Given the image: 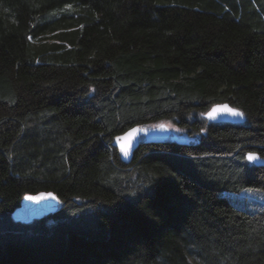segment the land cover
I'll use <instances>...</instances> for the list:
<instances>
[{"label":"trees","instance_id":"16d2710c","mask_svg":"<svg viewBox=\"0 0 264 264\" xmlns=\"http://www.w3.org/2000/svg\"><path fill=\"white\" fill-rule=\"evenodd\" d=\"M227 102L241 124L204 113ZM169 121L191 140L112 145ZM264 0H0V264H264ZM53 192L57 210L11 213ZM243 198V197H241Z\"/></svg>","mask_w":264,"mask_h":264},{"label":"water","instance_id":"95a60500","mask_svg":"<svg viewBox=\"0 0 264 264\" xmlns=\"http://www.w3.org/2000/svg\"><path fill=\"white\" fill-rule=\"evenodd\" d=\"M225 106L228 108H232L240 111L239 109L231 106L229 103H217L211 106L203 115L204 119L211 123H232V124H241L245 121V116L236 117L230 115L227 111H225ZM213 108H218L220 111L215 114L214 119L209 118V113ZM242 112V111H240ZM133 129L137 130L131 138H127V133L131 132ZM117 137H125L124 140L121 141L128 149V154L124 155L121 151V144L117 143ZM114 138L112 145L115 146L120 154V157L124 161H129L132 157L134 150L140 143H160L166 140H179L183 141V138H177L172 134L171 129H169L166 125L162 124L157 127L145 128L141 126H134L128 129L123 134ZM249 153L246 154V159ZM258 157V159L254 161L248 162L253 163L256 166H263L264 159H262L258 154L252 153ZM48 194H51L49 196ZM37 197L38 199H26V197ZM55 197L52 199L51 197ZM59 205V201L57 196L51 191H41L35 194H26L22 197L19 206L14 209L11 213L12 219L21 223H30L33 220L41 219L51 213H54Z\"/></svg>","mask_w":264,"mask_h":264},{"label":"rangeland","instance_id":"374dc122","mask_svg":"<svg viewBox=\"0 0 264 264\" xmlns=\"http://www.w3.org/2000/svg\"><path fill=\"white\" fill-rule=\"evenodd\" d=\"M162 124L166 125L169 129H171L172 134L175 135L177 138H183L184 140L192 139L188 136L185 131L176 127L169 121H160L156 124H151L145 128L157 127ZM227 193L230 195L229 197L232 203L237 207H241L249 211H256L264 206V192L262 190L254 188H245L237 193Z\"/></svg>","mask_w":264,"mask_h":264},{"label":"snow or ice","instance_id":"6c2138e0","mask_svg":"<svg viewBox=\"0 0 264 264\" xmlns=\"http://www.w3.org/2000/svg\"><path fill=\"white\" fill-rule=\"evenodd\" d=\"M224 110L227 111L232 116H236V117H241L242 118L243 115H244L242 112H240L238 110H235V109H232V108H228L227 106H225ZM219 111H220V109L213 108L212 111L209 113V118L210 119H214L215 118V114L218 113ZM136 131L137 130L133 129L131 132L127 133V138H131ZM124 139H125V137H117V143L121 144V151L124 153V155H127L128 154V149H127V147L124 144L121 143V141L124 140ZM247 159L249 161H254V160L258 159V157L255 156L252 153H249L248 156H247ZM48 195L51 196V194H48ZM51 198L55 199L54 196L51 197ZM26 199H30L31 200V199H38V198L29 196V197H26Z\"/></svg>","mask_w":264,"mask_h":264},{"label":"bare ground","instance_id":"6f19581e","mask_svg":"<svg viewBox=\"0 0 264 264\" xmlns=\"http://www.w3.org/2000/svg\"><path fill=\"white\" fill-rule=\"evenodd\" d=\"M163 142V141H162Z\"/></svg>","mask_w":264,"mask_h":264}]
</instances>
